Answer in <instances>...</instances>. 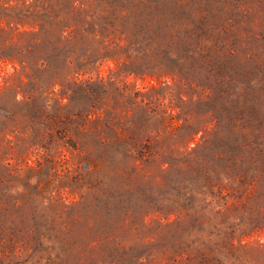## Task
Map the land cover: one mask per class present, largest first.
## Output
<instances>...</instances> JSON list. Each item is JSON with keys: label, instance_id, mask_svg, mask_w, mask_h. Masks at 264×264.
I'll return each instance as SVG.
<instances>
[{"label": "rangeland", "instance_id": "1", "mask_svg": "<svg viewBox=\"0 0 264 264\" xmlns=\"http://www.w3.org/2000/svg\"><path fill=\"white\" fill-rule=\"evenodd\" d=\"M0 264H264V0H0Z\"/></svg>", "mask_w": 264, "mask_h": 264}]
</instances>
